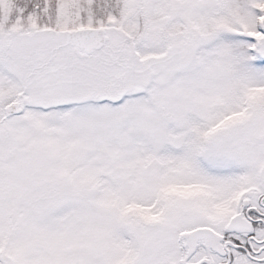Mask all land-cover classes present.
<instances>
[{"label":"snow or ice","instance_id":"6c2138e0","mask_svg":"<svg viewBox=\"0 0 264 264\" xmlns=\"http://www.w3.org/2000/svg\"><path fill=\"white\" fill-rule=\"evenodd\" d=\"M0 264H264V0H0Z\"/></svg>","mask_w":264,"mask_h":264}]
</instances>
